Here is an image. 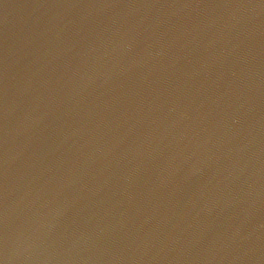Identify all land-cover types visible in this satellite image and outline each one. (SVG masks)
<instances>
[{"label":"water","instance_id":"95a60500","mask_svg":"<svg viewBox=\"0 0 264 264\" xmlns=\"http://www.w3.org/2000/svg\"><path fill=\"white\" fill-rule=\"evenodd\" d=\"M0 264H264V0H0Z\"/></svg>","mask_w":264,"mask_h":264}]
</instances>
